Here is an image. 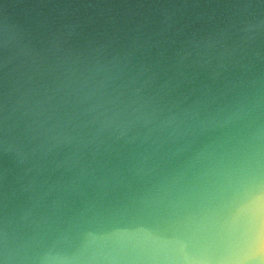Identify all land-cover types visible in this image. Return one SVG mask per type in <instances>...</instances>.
I'll list each match as a JSON object with an SVG mask.
<instances>
[{
  "label": "water",
  "instance_id": "95a60500",
  "mask_svg": "<svg viewBox=\"0 0 264 264\" xmlns=\"http://www.w3.org/2000/svg\"><path fill=\"white\" fill-rule=\"evenodd\" d=\"M0 264H264V0H0Z\"/></svg>",
  "mask_w": 264,
  "mask_h": 264
}]
</instances>
